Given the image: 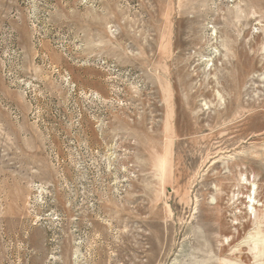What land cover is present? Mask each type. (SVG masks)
I'll return each mask as SVG.
<instances>
[{"label":"rangeland","instance_id":"rangeland-1","mask_svg":"<svg viewBox=\"0 0 264 264\" xmlns=\"http://www.w3.org/2000/svg\"><path fill=\"white\" fill-rule=\"evenodd\" d=\"M0 264H264V0H0Z\"/></svg>","mask_w":264,"mask_h":264}]
</instances>
